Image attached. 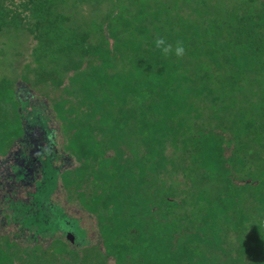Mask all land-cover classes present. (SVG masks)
Returning a JSON list of instances; mask_svg holds the SVG:
<instances>
[{
	"label": "trees",
	"instance_id": "1",
	"mask_svg": "<svg viewBox=\"0 0 264 264\" xmlns=\"http://www.w3.org/2000/svg\"><path fill=\"white\" fill-rule=\"evenodd\" d=\"M0 158V264H264V0H0Z\"/></svg>",
	"mask_w": 264,
	"mask_h": 264
},
{
	"label": "rangeland",
	"instance_id": "2",
	"mask_svg": "<svg viewBox=\"0 0 264 264\" xmlns=\"http://www.w3.org/2000/svg\"><path fill=\"white\" fill-rule=\"evenodd\" d=\"M4 161L3 159L0 158V183L5 185L4 187H7V184H10L12 186V189H20L18 190V193H16V195L18 196H23V198L27 199L29 198L28 196V191L26 190V188H21V186L18 187L17 183L12 182V178H9V172H13V169L11 167H8L9 162H5L4 164H2ZM48 169V171H47ZM50 168H46L45 173L48 174L52 172V170ZM53 175V174H52ZM51 175V176H52ZM27 177L24 176V174H17L16 175V180H23L26 179ZM45 180H40L39 182H37L36 184V188H35V193L32 195V197L34 198L35 202L37 203H41L42 204V216H39L36 220H37V224H41V226L43 227V229L45 231H48V229L51 231H61L63 233L66 234L67 238L71 241L77 242V241H82L81 238L78 237V233H79V228L77 226H75V228H72L69 222V220L67 219V217L63 214V219L59 218L60 220L55 221V218L57 213L55 212V209L53 207L52 204V199H53V193H54V188L56 186V180L53 179V177H46L44 178ZM17 182V181H15ZM26 182V181H25ZM42 185V186H41ZM0 190L2 191V196L4 197V193H5V189H3V186L0 185ZM11 190V189H10ZM33 190V188L31 189ZM38 190V192H37ZM13 192V191H12ZM37 193V194H36ZM12 194V193H11ZM59 201L60 202H65V197L63 196V194H57ZM67 206V205H66ZM68 209V208H67ZM69 210H72L71 208H69ZM73 213L75 215H80L79 211H74Z\"/></svg>",
	"mask_w": 264,
	"mask_h": 264
},
{
	"label": "clouds",
	"instance_id": "3",
	"mask_svg": "<svg viewBox=\"0 0 264 264\" xmlns=\"http://www.w3.org/2000/svg\"><path fill=\"white\" fill-rule=\"evenodd\" d=\"M155 45L157 48H160L164 53H167L169 51V47L166 46V43H165V40L162 39V38H158L156 41H155ZM184 53V48L183 46H177L176 49H175V54L176 56H182Z\"/></svg>",
	"mask_w": 264,
	"mask_h": 264
}]
</instances>
